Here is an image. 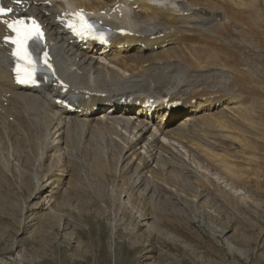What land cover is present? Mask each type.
<instances>
[{
	"label": "bare ground",
	"instance_id": "obj_1",
	"mask_svg": "<svg viewBox=\"0 0 264 264\" xmlns=\"http://www.w3.org/2000/svg\"><path fill=\"white\" fill-rule=\"evenodd\" d=\"M12 1L1 0L12 6L14 15L32 16L43 25L55 74L68 85L67 93L76 101L74 111L56 102L60 91L52 84L56 80L32 89L14 85L12 60L2 42L5 35L0 24L2 141L5 143V135L13 144L40 141L42 154L36 170H43L45 162L51 164L45 181L49 182H35L32 198L38 194L39 201L32 207L34 216L50 210L52 198L64 192L66 173L62 170L66 171L67 164L86 170L94 167L95 154L87 151L91 148H96L104 161L117 154L114 170L119 174L112 182L119 187L117 202L123 214L128 213L126 202L142 206L153 197L161 201L164 188L158 182L174 189L179 182L186 188L191 186L176 172L192 184H200L201 176L182 157L169 152L160 137L177 142L184 148L182 156L192 154L200 168L222 170L229 181H240L232 168L234 154L228 138L234 125L245 123L248 115L242 103L244 90L240 89L249 80L264 87V0H69V6L94 13L115 4L124 6L120 8L121 19L106 16L101 21L128 34H116L109 48L88 46L86 50L58 26L59 19L68 16L61 3L18 0L25 6H16ZM236 33L257 42L233 45ZM214 76L229 77L230 84L225 82L229 79L221 80L226 85L216 83ZM249 95L254 99L252 89L247 98ZM145 99L160 102L150 120L140 107ZM1 145L0 170H16L19 176L20 167L12 166V156ZM53 170L62 173L55 175ZM169 191L183 206L181 196ZM196 192L198 200L206 196L201 188ZM50 214L58 217L60 224L67 222L60 212L51 209Z\"/></svg>",
	"mask_w": 264,
	"mask_h": 264
},
{
	"label": "rangeland",
	"instance_id": "obj_2",
	"mask_svg": "<svg viewBox=\"0 0 264 264\" xmlns=\"http://www.w3.org/2000/svg\"><path fill=\"white\" fill-rule=\"evenodd\" d=\"M247 38L249 35L236 33L232 43L257 42L254 37ZM215 78L216 83L230 84L229 77ZM248 82L240 89L248 109L246 121L234 125L228 138L234 154L232 168L240 181H229L222 170H212L201 160L209 169L200 168L192 154L182 156L184 148L177 142L160 137L169 152L182 157L201 176L200 184L196 186L176 172L191 186L179 182L174 189L158 182L164 188L161 201L153 197L142 206L126 202L125 214L117 202L119 187L112 182L119 174L114 170L117 154L104 161L96 148H91L87 151L95 154L94 167L86 170L67 164V172L62 170L66 173L64 192L52 198L50 210L34 216L32 207L39 201L38 194L32 198L35 182H49L45 181L51 164L45 162L43 170H36L42 154L40 141L13 144L5 135L4 143L0 133V144L12 156V166L21 169L17 170L19 176L16 170H0V264H264V87ZM207 86L206 91L210 89ZM251 89L254 99L247 98ZM128 176L124 179L127 183ZM197 187L206 194L199 200L195 198ZM169 190L181 196L183 206ZM51 209L64 214L67 222L60 224Z\"/></svg>",
	"mask_w": 264,
	"mask_h": 264
},
{
	"label": "snow or ice",
	"instance_id": "obj_3",
	"mask_svg": "<svg viewBox=\"0 0 264 264\" xmlns=\"http://www.w3.org/2000/svg\"><path fill=\"white\" fill-rule=\"evenodd\" d=\"M11 11H12V9H6L3 7H0V16H5L7 13H9ZM81 19H83V18H81ZM0 22L7 24V27L11 31L16 33V38L12 39V43L17 45L18 51L20 53H22L24 55V57L26 58L27 54L23 52V45H24V42L28 38L31 37L32 30L27 29L22 20H16V21H12V22H8V21L4 20V21H0ZM6 39H8V38H6ZM21 82H23V81H21Z\"/></svg>",
	"mask_w": 264,
	"mask_h": 264
}]
</instances>
